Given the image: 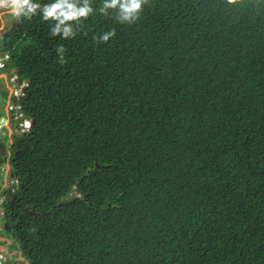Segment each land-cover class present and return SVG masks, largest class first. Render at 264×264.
<instances>
[{
    "label": "trees",
    "instance_id": "obj_1",
    "mask_svg": "<svg viewBox=\"0 0 264 264\" xmlns=\"http://www.w3.org/2000/svg\"><path fill=\"white\" fill-rule=\"evenodd\" d=\"M89 3L71 38L39 13L0 38L30 82L25 262L264 264V0H145L131 24Z\"/></svg>",
    "mask_w": 264,
    "mask_h": 264
},
{
    "label": "clouds",
    "instance_id": "obj_2",
    "mask_svg": "<svg viewBox=\"0 0 264 264\" xmlns=\"http://www.w3.org/2000/svg\"><path fill=\"white\" fill-rule=\"evenodd\" d=\"M144 3L145 0H103V4L98 11L103 14L106 13L107 10H115L118 22L131 24L139 18L143 10ZM93 11L95 10L89 3V0H50L49 3L44 4H41L39 0H0V15L19 18L20 16L29 17L39 13L42 20H52L55 22L51 27V34L53 36L59 34L62 39L73 37L75 35L73 23L87 18L91 13H93ZM114 34L113 30L103 32L99 36V40L101 42H106L113 37ZM94 39H96V37H94ZM56 51L59 62L63 63V46L57 48ZM4 55L7 54L0 52V59ZM7 61H5V68H3L4 72H0V75H10L12 79L10 80L12 82H16L19 79L17 72L11 74L9 73L13 69L8 68V65L6 64ZM24 85H26V81H22V84L18 89H16V91H12L11 97H18L19 95H16V93H18L19 89L23 88ZM23 120H29L31 126L28 130L23 131L20 129V124L22 122L17 123L16 125L18 128L16 132L20 135V137H23L25 134L31 132L33 127L31 119L23 117ZM1 126L2 124H0V130H2Z\"/></svg>",
    "mask_w": 264,
    "mask_h": 264
},
{
    "label": "flooded vegetation",
    "instance_id": "obj_3",
    "mask_svg": "<svg viewBox=\"0 0 264 264\" xmlns=\"http://www.w3.org/2000/svg\"><path fill=\"white\" fill-rule=\"evenodd\" d=\"M1 106V104H0ZM8 106H3L5 117L0 114V124H2V137L0 139V264H24L21 261V253L15 241L14 230L9 221L11 208L9 205L17 200V193L21 185V177L14 167L15 158L21 153L18 141L21 138L16 132L18 126L12 124L14 114L9 112ZM13 111V109H11ZM11 129V133L9 130ZM17 210V206L15 207ZM15 213H17L15 211ZM13 222L14 220L11 219ZM4 233V234H2Z\"/></svg>",
    "mask_w": 264,
    "mask_h": 264
},
{
    "label": "water",
    "instance_id": "obj_4",
    "mask_svg": "<svg viewBox=\"0 0 264 264\" xmlns=\"http://www.w3.org/2000/svg\"><path fill=\"white\" fill-rule=\"evenodd\" d=\"M9 21H10V24H8L6 29L1 33V37H3L5 35V33H9L10 29H12L15 24L19 23V19H17L15 22H13L12 20H9ZM0 48H1V43H0ZM16 72L17 71H13V73H16ZM8 83L10 84V86H12V83L17 84V85H21L22 80L18 79L16 82H12L10 79H8ZM29 84H30V82L26 81V85L23 86L24 89L22 90V94L19 95L18 97L12 96L10 98H9V91H7L6 89L4 90L2 87H0V98H1V100H0V103H1L0 111L3 109L4 105L7 106L8 104L13 105V106L19 105L20 107H22L24 96H25V93L27 91ZM12 90L16 91V88H12ZM10 113L13 114L12 111H10ZM33 124H34V122L32 121V125ZM1 137H2V132H0V139H1ZM26 264H29V263L26 262Z\"/></svg>",
    "mask_w": 264,
    "mask_h": 264
},
{
    "label": "built area",
    "instance_id": "obj_5",
    "mask_svg": "<svg viewBox=\"0 0 264 264\" xmlns=\"http://www.w3.org/2000/svg\"><path fill=\"white\" fill-rule=\"evenodd\" d=\"M9 59V56L8 55H4L1 59H0V70L5 68V61H7ZM16 95H20L19 92L16 93ZM11 109H13V114L15 113V116H14V121L17 122V123H21L20 124V129L25 131V130H28L31 126V123L29 120H23V114L20 112V107L19 106H13V105H10L8 106V109L9 112L11 111Z\"/></svg>",
    "mask_w": 264,
    "mask_h": 264
},
{
    "label": "crops",
    "instance_id": "obj_6",
    "mask_svg": "<svg viewBox=\"0 0 264 264\" xmlns=\"http://www.w3.org/2000/svg\"><path fill=\"white\" fill-rule=\"evenodd\" d=\"M14 19H15V17L8 16V18L6 19V22H5L6 27H7L8 24H10V21L9 20H12L14 22ZM1 20L2 19H1V15H0V25L1 24L3 25V22ZM13 71L14 70H11L9 73L11 74V73H13ZM8 79H11V76L10 75H8V76L7 75H2V76L0 75V80H1L0 81V84H1L0 87H2L4 90L6 89L7 91H9V98H10L11 97V93L13 91L12 88L18 89L20 85L15 84L14 86H10V84L8 83ZM0 100H1V98H0ZM9 132L11 133V129L9 130ZM4 241H6V240H3L1 242H4ZM0 250H3V249L1 248Z\"/></svg>",
    "mask_w": 264,
    "mask_h": 264
},
{
    "label": "rangeland",
    "instance_id": "obj_7",
    "mask_svg": "<svg viewBox=\"0 0 264 264\" xmlns=\"http://www.w3.org/2000/svg\"><path fill=\"white\" fill-rule=\"evenodd\" d=\"M7 18H8V16L1 15V19H2L1 21L3 22V25H2V24L0 25V38H2V37H1V33L6 29V24H5V22H6V19H7ZM0 72H4V70L1 69ZM14 85H15V84L12 83V86H14ZM23 89H24V87L19 89V94H22V90H23ZM0 104H1V103H0ZM4 107H5V105H4ZM0 114L2 115V117H5V116H6V114H5V112H4V109H2V110L0 111ZM12 124L16 125L17 122L13 121ZM4 138H5V137L1 138V140H4ZM2 234H4V233H2ZM21 259H22V261H21L22 263H26L23 257H21Z\"/></svg>",
    "mask_w": 264,
    "mask_h": 264
},
{
    "label": "bare ground",
    "instance_id": "obj_8",
    "mask_svg": "<svg viewBox=\"0 0 264 264\" xmlns=\"http://www.w3.org/2000/svg\"><path fill=\"white\" fill-rule=\"evenodd\" d=\"M1 121V120H0Z\"/></svg>",
    "mask_w": 264,
    "mask_h": 264
}]
</instances>
